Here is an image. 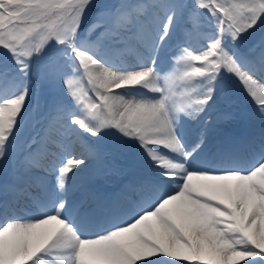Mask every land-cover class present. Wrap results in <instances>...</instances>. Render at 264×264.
I'll use <instances>...</instances> for the list:
<instances>
[{
  "label": "snow or ice",
  "instance_id": "1",
  "mask_svg": "<svg viewBox=\"0 0 264 264\" xmlns=\"http://www.w3.org/2000/svg\"><path fill=\"white\" fill-rule=\"evenodd\" d=\"M233 82L252 130L213 152ZM109 158L120 194L81 196ZM9 161L0 264H264V0H0Z\"/></svg>",
  "mask_w": 264,
  "mask_h": 264
},
{
  "label": "bare ground",
  "instance_id": "2",
  "mask_svg": "<svg viewBox=\"0 0 264 264\" xmlns=\"http://www.w3.org/2000/svg\"><path fill=\"white\" fill-rule=\"evenodd\" d=\"M258 38V36H257ZM244 111H251V106H250V102L249 100L246 98L242 88L239 86L238 83L233 82L231 85V95L230 98L227 101H221L217 107L215 109H213L209 114H207L204 119L207 123H211V122H218L223 131L221 133H212L210 134L209 137V143H212L211 146L208 145L209 150L213 151V152H217L220 151L221 149H223L222 151H227L229 149H235V147L229 142L231 139L230 134L228 133V129H230L231 127H233L234 123H235V115L240 114ZM225 136V141L222 142V139ZM218 141V147L216 146V142ZM245 150V149H244ZM96 161H94L89 168L85 171V173L83 174L84 177H86L85 179H82L81 181V186L79 189V193H82L84 197H91L94 195V192L92 189H84L83 184L86 182H89L91 184V188H93L94 186H96L99 182L95 181V178L93 175L89 176L90 171L93 170V165H95ZM4 170H11V168H7ZM12 171V182L14 184L17 183L15 177L17 175V173L13 170ZM110 172H112L113 174L110 175V180L107 181L105 184L101 185L102 188H108L110 186H116L117 188H121L122 185L124 184L123 182V178L124 175L121 172L120 168H116V166L114 167L113 170H110ZM5 173L2 174V176H0V180L1 179H5ZM13 190V186H10V184L7 185H2L0 184V202H13L12 200H10V196L11 195H15L13 193H9L8 194V199L6 200L4 199V195L7 191ZM26 204H30V201H28L27 199L23 198V197H19L17 199L16 202V207L19 208H23L22 206H25Z\"/></svg>",
  "mask_w": 264,
  "mask_h": 264
},
{
  "label": "rangeland",
  "instance_id": "3",
  "mask_svg": "<svg viewBox=\"0 0 264 264\" xmlns=\"http://www.w3.org/2000/svg\"><path fill=\"white\" fill-rule=\"evenodd\" d=\"M98 2H105V0H98ZM107 2H115V0H107ZM187 2H191V0H187ZM37 88H39V85H37ZM237 123H238V120H237ZM113 160L118 161V159H113ZM105 161H107V159H105ZM103 163H104V159L102 160V162L100 164H103ZM97 164H99V162ZM11 167H13V163L11 161H9L7 164H0V176H2V174H4V172H5L4 169H7V168L9 169Z\"/></svg>",
  "mask_w": 264,
  "mask_h": 264
}]
</instances>
